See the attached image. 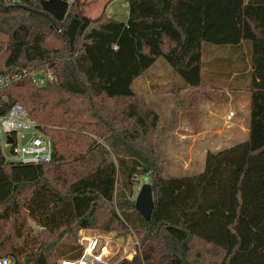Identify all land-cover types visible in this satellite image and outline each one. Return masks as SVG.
Here are the masks:
<instances>
[{
  "label": "trees",
  "instance_id": "trees-1",
  "mask_svg": "<svg viewBox=\"0 0 264 264\" xmlns=\"http://www.w3.org/2000/svg\"><path fill=\"white\" fill-rule=\"evenodd\" d=\"M40 1L0 0V75H18L3 107L22 105L52 149L37 164L0 150V257H76L77 232L96 228L136 237L131 257L113 264H264V0H127L125 21L86 16L84 0L57 21ZM205 44L240 51L208 62L249 93L248 134L208 151L201 172L169 175L150 140L158 113L132 84L165 60L182 78L171 89H188L176 107L196 126ZM139 174L151 178L149 218L132 197Z\"/></svg>",
  "mask_w": 264,
  "mask_h": 264
},
{
  "label": "crops",
  "instance_id": "crops-1",
  "mask_svg": "<svg viewBox=\"0 0 264 264\" xmlns=\"http://www.w3.org/2000/svg\"><path fill=\"white\" fill-rule=\"evenodd\" d=\"M84 1H86V4L83 7V13L86 16L95 18L101 14H105L108 17H114L111 14L112 12L110 13L109 10L107 11L112 0H94L93 2H91L92 0ZM124 7L126 17L122 21H125L128 16L127 0H125ZM207 51L208 52H206L205 54L206 64L205 66H203V79L206 82L198 92L199 111L200 108H202L203 112L201 113L200 111V114L197 115V123L195 122L196 126H193V119L187 117L186 114H184L183 109L179 107H177V110L180 109L183 117H181L180 115L173 117V115H171L172 117L169 118V122L171 123V125L180 123L185 126L187 131H189V133L186 134H191L190 136H188L192 139L191 145L195 144L196 139L201 141V143L198 144L197 148L192 146L191 150H193V154L200 153L204 157L208 151L212 150L210 144L216 140V136H220L221 138H223V140H231L232 142L229 144V146L238 141L244 140L248 134L249 115V93L245 90H241L240 88L229 85L226 82V74H220V71L212 66L214 65V63L208 62L218 58L236 59L239 57L240 51L236 47L229 49V52L228 50L218 52L215 51L214 48H209ZM165 68L167 70V67ZM162 69H164V67ZM226 70L227 69H225V71ZM147 71L143 73V75L145 76V100L148 99L150 94L169 93L171 95L178 96V94L182 91L184 93L186 90H188L184 86L175 89H171V85L169 87H165L163 85L166 81L163 80L162 76H159L158 74L154 75L153 72ZM168 73H170L171 77L176 78L169 68ZM236 74V71H232L227 80L230 81V79ZM138 78H140V76ZM136 80L132 84V87L134 91L137 92L136 89L140 88L138 85L139 83L136 84ZM216 92H219V95H216ZM203 96L207 99V101L205 99H202ZM215 96H217L218 98H216ZM172 106H174V104ZM220 110H223L221 114ZM229 111L234 115L228 120L225 119V116ZM190 128L192 129L191 131ZM182 134L185 133H181L180 135Z\"/></svg>",
  "mask_w": 264,
  "mask_h": 264
},
{
  "label": "rangeland",
  "instance_id": "rangeland-1",
  "mask_svg": "<svg viewBox=\"0 0 264 264\" xmlns=\"http://www.w3.org/2000/svg\"><path fill=\"white\" fill-rule=\"evenodd\" d=\"M92 0L91 2H93ZM125 0H112V2L109 4V7L107 11L109 12L118 20H124L126 17L125 13V7H124ZM102 15V14H101ZM5 38L4 35L0 34V39ZM57 40V39H56ZM217 45L213 44H205L204 50L208 52L207 50L209 48H217ZM164 67V69H162ZM167 67V70L166 68ZM168 68L170 66L167 62L163 59H159V62L157 61L147 72H153V74H158L159 76L163 77V80L166 81L163 86L169 87L170 85H176L180 84L182 82V78L177 75L174 77H171L170 73H168ZM145 76L142 75L140 78L136 80V84L139 83V88L136 89L137 92H139L143 98L145 99ZM39 82L42 84L44 83L45 79L43 76L38 77ZM140 90V91H139ZM187 91V90H186ZM186 91L177 95H171L169 93H158V94H150L148 99L145 100L147 105L154 109L159 116V126H158V134L155 140H152V143L155 144L159 161L162 163V169L166 174L169 175H191L198 172H201L204 165V156L200 153L193 154V150H191L192 146L197 148L198 144L201 143L200 140H195V144H192V139L189 138L191 134L189 133L185 126L180 123H175L171 125L169 122V118L180 115L183 117L182 112L177 110L176 104L178 98H180L183 94L186 93ZM216 95H219V92H216ZM218 98L217 96H215ZM198 101H199V97ZM202 99H207L203 96ZM203 102V101H202ZM174 104V106H172ZM201 113L203 112L202 108H200ZM199 106L197 105V115L200 114ZM223 112V110H220V114ZM227 113V112H226ZM225 113V114H226ZM185 114V112H184ZM232 112H228L225 116V119H228L233 117ZM220 117V116H219ZM192 129L190 128V131ZM181 133H185L180 135ZM220 135V134H218ZM98 142H102V139L97 138ZM84 141V140H83ZM231 140H223L220 136H216V140L210 144L211 151L218 152L220 150L226 149L231 143ZM7 152V149H6ZM143 183H151V178L149 175H135L133 177V194L132 197L135 198L136 193L140 189L141 185ZM131 197V198H132ZM27 224L30 225L33 228V232L31 235H34V233L37 231V225L30 219L27 220ZM9 228L8 224H4L0 229L6 230ZM7 233V232H4ZM101 234V233H109L110 237L113 238L114 244H112L113 252L115 253L114 256L112 255V260L118 259L122 257V255H126L128 251L129 246H134L136 243V237L134 235H129L126 237L116 236L113 232H105L100 229L96 228H87V229H81L77 232V237L79 240L80 247L82 248V245H84L82 236L87 235H93V234ZM82 239V240H81ZM82 242V243H81ZM131 249V248H130ZM133 250V248L131 249ZM133 252V251H131ZM128 256V255H127ZM10 261L13 264V260L11 257H8Z\"/></svg>",
  "mask_w": 264,
  "mask_h": 264
},
{
  "label": "built area",
  "instance_id": "built-area-1",
  "mask_svg": "<svg viewBox=\"0 0 264 264\" xmlns=\"http://www.w3.org/2000/svg\"><path fill=\"white\" fill-rule=\"evenodd\" d=\"M40 76L46 79L49 75L41 74ZM17 77V74L0 75V92ZM38 77L39 75L36 76L35 81L41 84ZM4 100L6 97L0 96V150L4 159L7 162L19 164L49 161L52 155L50 139L36 128L35 120L22 105L16 102L4 109ZM82 239L84 245L79 256L63 257L52 264H113L115 262V259L112 260V255L115 254L112 251V244L115 242L109 233L82 236ZM136 244L137 241L134 246H129L127 254L122 257H131L133 253L131 251H134ZM0 264H12V262L4 256L0 257Z\"/></svg>",
  "mask_w": 264,
  "mask_h": 264
},
{
  "label": "water",
  "instance_id": "water-1",
  "mask_svg": "<svg viewBox=\"0 0 264 264\" xmlns=\"http://www.w3.org/2000/svg\"><path fill=\"white\" fill-rule=\"evenodd\" d=\"M70 0H41V8L55 20L61 21L67 11ZM153 206L150 183H143L135 196V207L145 217L149 218Z\"/></svg>",
  "mask_w": 264,
  "mask_h": 264
}]
</instances>
